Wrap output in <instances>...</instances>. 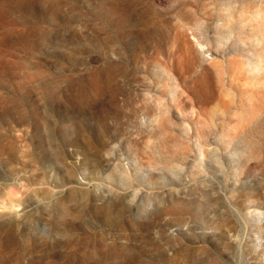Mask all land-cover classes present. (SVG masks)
I'll use <instances>...</instances> for the list:
<instances>
[{
  "label": "rangeland",
  "instance_id": "rangeland-1",
  "mask_svg": "<svg viewBox=\"0 0 264 264\" xmlns=\"http://www.w3.org/2000/svg\"><path fill=\"white\" fill-rule=\"evenodd\" d=\"M0 264H264V0H0Z\"/></svg>",
  "mask_w": 264,
  "mask_h": 264
}]
</instances>
